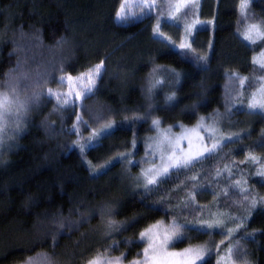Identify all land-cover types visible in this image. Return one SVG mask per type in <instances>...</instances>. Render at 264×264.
<instances>
[{"label": "trees", "instance_id": "16d2710c", "mask_svg": "<svg viewBox=\"0 0 264 264\" xmlns=\"http://www.w3.org/2000/svg\"><path fill=\"white\" fill-rule=\"evenodd\" d=\"M122 1L0 0V90L14 66L16 33L43 51L57 50L49 85L101 69L78 99L72 90L42 91L17 132L1 141L0 264H21L37 253L86 264L110 249L122 261L137 258L144 248L139 233L158 220L182 229L177 245L213 246L204 264H264V107L248 115L240 138L195 166L175 169L145 191L116 188L143 154L154 117L191 125L220 112L231 74L243 78L234 102L248 113L264 80V68L252 61L264 50V0H249L244 15L241 0H202L199 12L188 5L174 21L167 14L172 0L117 20ZM195 13L207 23L194 30L192 47H180L181 28ZM248 25L262 36L245 40ZM129 169L134 174L137 163ZM112 207L108 220L121 228L98 247L95 235L79 238V230L92 234L102 226L100 210Z\"/></svg>", "mask_w": 264, "mask_h": 264}, {"label": "rangeland", "instance_id": "374dc122", "mask_svg": "<svg viewBox=\"0 0 264 264\" xmlns=\"http://www.w3.org/2000/svg\"><path fill=\"white\" fill-rule=\"evenodd\" d=\"M249 0H241L239 12L244 15ZM155 4V0H123L121 5H125L123 12L121 11V5L117 11L118 13L125 15L127 18H136L141 16L144 11L150 12L152 7H145V5ZM194 6L195 10L199 12L202 8V0H172L168 6L167 14L168 20L174 21L180 11L188 6ZM195 18L184 25L181 28V33L177 44L180 47H192L190 41L193 38L194 30L196 27L205 25L207 22L200 17L198 13H195ZM11 42V53H14V66L9 71L7 77L4 78L3 87L0 90V101L7 99L9 107L7 110L3 106H0V143L3 138L7 137L10 133L17 132L16 127L22 122L24 115L27 112L28 107L37 103L40 93L45 89L49 92H56L60 96L68 95L72 90L76 99L80 96L89 93V88H93L94 76L97 75L94 71L81 74L76 77L65 76L63 83L66 85L59 88L58 82L61 84V78H57L56 83L53 85L48 84V79L56 67L58 61L57 50L53 49H41L40 45L34 38L30 36H23L15 34ZM262 36L261 29L258 26L248 25L243 30V37L245 40L252 42ZM169 36H167L168 38ZM247 37V39H246ZM17 54V55H15ZM252 61L258 66L264 68V50L256 54ZM79 78V79H77ZM243 78L237 74H231L225 81V108L220 112L201 116L199 119L191 125H164L160 122L159 118L154 117L152 120L153 132L149 134L144 141L143 154L137 159L130 161L129 165L137 163L138 170L134 174L127 168V173L121 174L120 182L116 184V188L124 190L126 187L132 191L134 190H148L154 184H148L149 179H155L157 182L166 177L171 171L178 169L173 167L178 158H188L189 156H196L199 153H204L201 157L208 155L206 149H212L215 145V152L218 148L224 145L226 142L240 138L246 131L245 127L248 124V115L260 111L264 105V80H262L260 87L250 97L247 106L244 108L247 110V114L243 113L241 107H238L234 100L239 95ZM17 100L26 102V106L21 108L17 105ZM36 106V105H35ZM153 121H157V124H153ZM2 145V144H0ZM168 169V173L164 175V169ZM125 172V171H124ZM109 202L111 200H108ZM114 212L112 207L109 210H100L102 226L99 225L97 229L90 231L79 230V238H86L87 236L96 237V243L94 247L99 246V241L102 238L109 237L113 228H121L122 224H114L113 228H109L108 222L110 219L108 215ZM113 222V221H112ZM173 228L180 234V239H176L174 243H170L164 247L160 246V238L165 234L172 235ZM182 229L173 223L166 222L164 220H158L145 229H143L138 239L144 243V248L139 257H128L120 264H134L139 261L140 264H152L151 259L145 258V250L148 249L147 256L153 255V247L156 249V253L159 256L165 257L178 264L181 257L184 256L188 259H194L195 254L199 252L203 261L208 257L209 253L213 250V246H209L205 243L193 244V245H177L183 237ZM96 232L97 234H95ZM142 234L143 235L142 238ZM100 237H97L99 236ZM111 250V249H110ZM106 250L92 257L89 261L97 259L100 264H107V261H115L119 258L116 255L111 254ZM128 252H124V256ZM175 254V255H170ZM89 261L86 264H89ZM201 260H195V264H201ZM21 264H71L70 258L65 259H50L44 253H37L34 256L28 258Z\"/></svg>", "mask_w": 264, "mask_h": 264}, {"label": "snow or ice", "instance_id": "6c2138e0", "mask_svg": "<svg viewBox=\"0 0 264 264\" xmlns=\"http://www.w3.org/2000/svg\"><path fill=\"white\" fill-rule=\"evenodd\" d=\"M243 6L246 7L247 5L245 4ZM125 7H126L125 5H121V11L122 12H123ZM145 7L150 8V7H152V5H150V4L145 5ZM118 18L123 21V20H126L127 17L125 15H121L120 13H118ZM246 39H247V37H246ZM100 70H101L100 66H97V68L94 70V72L98 75L100 73ZM77 79H79V78H77ZM63 80H64V78L61 77V83H63ZM69 80H71V77H69ZM88 91H91V88H89ZM48 95L51 96L52 93L49 92ZM169 99H172V97H170ZM17 105L21 108H24L26 106V102H21V101L17 100ZM0 106H3L5 108V110H7V108L9 107V102L7 101V99L0 101ZM262 107H264V105H262ZM157 123H158L157 121H153V124H157ZM109 127H111V126H109ZM215 147L216 146L214 145L212 149H206L209 156L213 153ZM203 155H204V153H199L196 156H189L188 158H178L176 160V163L173 165V167H175V168L193 167V166H195L196 163L199 162L200 158ZM167 173H168V169L165 168L163 174L166 175ZM259 175L264 176V172L259 173ZM155 183H157V181L155 179H149L148 180V184H155ZM108 226L110 229L113 228L114 227L113 222L109 221ZM203 227H204L203 225L199 226V228H203ZM207 227L211 228L212 226L208 225ZM189 230L195 231V230H199V229H198V226L192 225ZM143 235H146V234H142V238H143ZM176 239H180V234H178L175 231V228H173V234L171 236L165 234L162 238H160V246L164 247L166 245H169L170 243H174ZM147 253H148V249L145 250V258L151 259L152 264H173V262L171 260H169L165 257L159 256L156 253V249L154 247H153V255L151 257H148ZM170 255H175V254H170ZM122 259H123V257H119V258H116L115 261H107V264H120V261ZM195 260H201L202 264H204L203 259L200 256L199 252H197L195 254L194 259H188V258L182 256L181 260L178 262V264H195ZM89 264H100V262H99V260L94 259V260L89 261ZM134 264H140V262L136 261V262H134Z\"/></svg>", "mask_w": 264, "mask_h": 264}, {"label": "bare ground", "instance_id": "6f19581e", "mask_svg": "<svg viewBox=\"0 0 264 264\" xmlns=\"http://www.w3.org/2000/svg\"><path fill=\"white\" fill-rule=\"evenodd\" d=\"M148 224H150V223H148Z\"/></svg>", "mask_w": 264, "mask_h": 264}]
</instances>
